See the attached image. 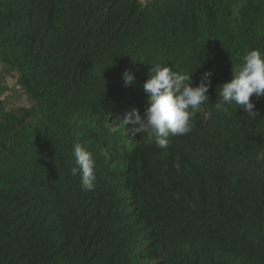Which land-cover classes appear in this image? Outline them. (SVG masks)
<instances>
[{"label": "trees", "instance_id": "1", "mask_svg": "<svg viewBox=\"0 0 264 264\" xmlns=\"http://www.w3.org/2000/svg\"><path fill=\"white\" fill-rule=\"evenodd\" d=\"M249 49L264 0H0V66L28 99H0V264H264V97L251 118L215 107ZM151 63L213 73L166 149L124 124ZM76 142L94 191L70 174Z\"/></svg>", "mask_w": 264, "mask_h": 264}, {"label": "clouds", "instance_id": "2", "mask_svg": "<svg viewBox=\"0 0 264 264\" xmlns=\"http://www.w3.org/2000/svg\"><path fill=\"white\" fill-rule=\"evenodd\" d=\"M148 65L152 67L142 85L147 101L143 116L134 108L125 117L124 124L133 126L130 129L133 136L150 132L155 139L156 147L166 149L170 135L183 136L192 131L190 110H196L209 101L208 92L212 86L213 73L210 70L201 73L199 83L194 86L192 81L194 72L189 74L174 71L172 67L163 63ZM122 79L125 85H130L135 77L132 71L126 69ZM216 92L217 110H221L225 104H235L250 118L259 115L258 111L254 110L255 103L252 97L255 96L257 99L264 97V54L259 49L247 50L240 62L233 65L232 78L218 85ZM19 104L10 102L8 108L17 107ZM72 153L76 166L70 168V174L79 177L82 191H94L97 177L92 153L80 142L74 143ZM256 158L258 161H264V151L259 152Z\"/></svg>", "mask_w": 264, "mask_h": 264}, {"label": "rangeland", "instance_id": "3", "mask_svg": "<svg viewBox=\"0 0 264 264\" xmlns=\"http://www.w3.org/2000/svg\"><path fill=\"white\" fill-rule=\"evenodd\" d=\"M143 1V0H141ZM1 79H3L6 89L1 96V99H6L8 103L12 104H27L28 99H26L25 94L22 90L15 84V76L11 74L4 66H0Z\"/></svg>", "mask_w": 264, "mask_h": 264}]
</instances>
